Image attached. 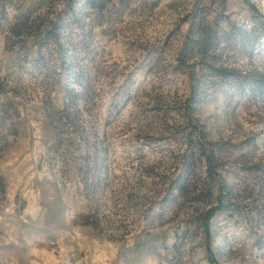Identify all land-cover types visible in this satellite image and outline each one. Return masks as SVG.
I'll return each instance as SVG.
<instances>
[{
    "label": "rangeland",
    "instance_id": "374dc122",
    "mask_svg": "<svg viewBox=\"0 0 264 264\" xmlns=\"http://www.w3.org/2000/svg\"><path fill=\"white\" fill-rule=\"evenodd\" d=\"M0 264H264V0H0Z\"/></svg>",
    "mask_w": 264,
    "mask_h": 264
},
{
    "label": "trees",
    "instance_id": "16d2710c",
    "mask_svg": "<svg viewBox=\"0 0 264 264\" xmlns=\"http://www.w3.org/2000/svg\"><path fill=\"white\" fill-rule=\"evenodd\" d=\"M204 46H206V45H204ZM213 214H214V210L211 209L208 212H206L204 215L203 223H204V227H205L206 232L209 231L210 224H211V223H209V221H210L211 217L213 216Z\"/></svg>",
    "mask_w": 264,
    "mask_h": 264
}]
</instances>
